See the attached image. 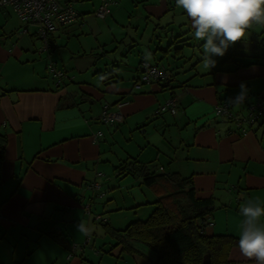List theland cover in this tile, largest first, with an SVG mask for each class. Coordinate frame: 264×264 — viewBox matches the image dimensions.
<instances>
[{
	"label": "crops",
	"instance_id": "crops-1",
	"mask_svg": "<svg viewBox=\"0 0 264 264\" xmlns=\"http://www.w3.org/2000/svg\"><path fill=\"white\" fill-rule=\"evenodd\" d=\"M170 1L110 0L109 15L102 19L109 31L106 36H102L100 18L93 14L101 0H96L90 12L83 3L76 5L77 9L72 5L80 17L49 33L47 49L42 48L34 25L0 7V142L4 143L0 264H44L50 260L48 264H92L86 247L97 253L90 238L97 224L111 247L105 252L121 258V246L105 233L103 225L121 230L135 219H144L155 199L139 180L119 174L117 167L127 157L156 165L159 172L191 176L197 196L214 202L204 233L236 239L226 256L227 264H254L240 254L238 241L242 206L248 200L264 204V24H254L244 40L232 45L223 57H213L217 64L211 70L203 67V54L196 60L187 58L190 64L180 71L173 70L147 58L152 52L164 56L169 51L153 41L162 19L171 12L174 15L165 24H174L180 35L188 33L194 38L190 18L175 0ZM129 9L135 12H128L122 26L121 13ZM110 18L124 33L114 41L115 32L107 23ZM87 29L98 36V46L85 59L93 73L74 81L72 67L84 56L65 48L71 37ZM107 41L108 50L101 49ZM142 61L162 66L171 74V82L136 87ZM50 63L64 77L59 80L50 72ZM174 73L179 77H173ZM242 83L246 99L233 104ZM164 93L167 99H175L174 120L181 130L175 145H170V150L165 145L167 150H163L146 143L124 159L109 155L110 138L117 130L122 136L131 135L157 114L161 128L170 123L169 115H164L169 112H159L167 102ZM254 102L263 104V115L251 127L243 122L239 128L215 115L217 105L229 103L230 111L243 118ZM104 106L119 113L120 120L102 122ZM241 128L246 129L242 132ZM162 152L169 155L172 170L168 164L162 166L161 156L166 161ZM132 244L137 252L127 253L131 264H151L154 252Z\"/></svg>",
	"mask_w": 264,
	"mask_h": 264
},
{
	"label": "trees",
	"instance_id": "trees-1",
	"mask_svg": "<svg viewBox=\"0 0 264 264\" xmlns=\"http://www.w3.org/2000/svg\"><path fill=\"white\" fill-rule=\"evenodd\" d=\"M64 1L71 3L72 0ZM62 26L67 25H58ZM175 113L169 112L171 115ZM225 121L228 122L227 119ZM3 153L4 143L0 142V162ZM117 168L119 174L136 178L155 195L144 219H135L121 230L108 224L103 225L105 233L116 241V245L121 246L122 252H137L132 243H138L154 252L151 264H203L206 254L210 255L209 264L229 263L226 256L237 241L228 235L204 233V223L215 208L214 202L212 198L197 196L191 176L159 172L156 165L142 164L132 157L122 160ZM50 236L60 242L58 236Z\"/></svg>",
	"mask_w": 264,
	"mask_h": 264
},
{
	"label": "rangeland",
	"instance_id": "rangeland-1",
	"mask_svg": "<svg viewBox=\"0 0 264 264\" xmlns=\"http://www.w3.org/2000/svg\"><path fill=\"white\" fill-rule=\"evenodd\" d=\"M172 1L173 0H171L170 2H172ZM95 2H96V0H85V1L72 0L71 4L77 9L78 6L76 7V5L83 3L85 6V9H87L88 12H90V11H92V6L94 5ZM80 8L82 9V7H80ZM131 11L135 12L134 10H131V9H129L128 11H122L121 17H120L121 22H122L121 23L122 26H123L125 20H127L126 18H128V12L131 13ZM173 15H174V13L171 12L170 16H173ZM170 16L164 17L162 19L160 26L156 30L155 39L153 41V43H155L156 46H158L160 44L159 47L160 48L165 47V49L169 44H171V46L169 47V51L166 52V54L164 56H161V55L159 56L158 53L156 55H154V54H152L153 53L152 52L151 55H149L147 58L150 61L161 62V64H163L165 66L167 65L168 67L172 68L173 70L178 69V71H180V68H182L184 66L187 67L190 64V63L189 64L187 63V58L192 57L194 60H196L197 56L199 57L201 54H203L202 45L197 40H195L194 38H191L188 33L182 34L177 40H175V38L178 37L181 34V32L179 31L178 26H176L174 24H169V25L165 24L167 19ZM107 23L113 29L112 32H115V34L112 36L113 41L117 40L118 37L120 38L121 35L124 34V33H121V30L119 29L121 26L119 24H117L116 21H114L112 18L108 19ZM98 24L103 31L102 36H106L107 34H109V31L106 28V24H105L104 20L99 19ZM152 28H153V25H152ZM116 31H119V32L116 33ZM183 32H184V30L182 31V33ZM76 36L77 37H71L70 38V40H69L70 43L67 42L68 47L65 48L67 51L69 50L71 52H77L78 51L76 53V56L79 54V52H81L82 56H84L83 60L77 61L75 63V65H73V67H72L74 72H75V74H74L75 80L74 81L82 80L85 77H87V78L92 77L93 70L90 67H89L90 69L87 68V64L85 65V62H86L85 59L87 58V55H89L90 50L92 51V48H96L98 46V43H97L98 36H94L93 33L89 29H87L84 34L78 33ZM137 38H138V35H137ZM174 40H175V42H174ZM63 42L65 43L66 40H62L61 43H63ZM62 45H64V44H62ZM108 47H109V41H107L106 45L104 47H102L101 49L108 50ZM156 48L157 47H155V49ZM150 49L151 50L153 49L152 44L150 46ZM177 50H180V53L176 52ZM146 54L147 53L144 52V55H146ZM90 57H92V56H90ZM106 68L109 69L110 65H108ZM88 70H90V71H88ZM168 70H170V69H168ZM175 75H178V74L174 73L173 77H175ZM177 77H179V75L176 76V78ZM154 84L155 83H152V85H154ZM161 84H163V83H161ZM145 86H148V85H145ZM167 97H169V96L164 93V99L165 100L167 99ZM168 100H169V98L166 101H168ZM164 115H169L167 117V121H170V123L164 128L160 127V122H162V119L160 118V115L157 114V118H155V116H151L150 118H148L145 121V123H144L145 126H143L142 128L135 129L131 135L126 134V136L125 135L122 136L121 134H118L120 131L117 130L116 136L110 138V143L112 144V147H110L109 155L113 154V155H117V156H124L123 157V159H124V158H126V156L128 154H131L130 152H135L137 150V148H140V149L143 148L146 143L155 144L159 148L161 146V147H163V150H167L166 146L169 145V150H170V145H173V146L175 145V142L178 140V138L181 134V130H179L177 128V126L175 125L174 115H170L169 113H165ZM114 126H115V124H114ZM116 127H118V126L116 125ZM104 128L108 129L107 127H104ZM124 129H125V127H124ZM144 130H145V132H143ZM111 131L113 133L115 132V130L114 131L111 130ZM122 132H123V134H125V132L127 133V131H125V132L122 131ZM169 150H168V152H169ZM133 154L134 155H131V156H135L136 153H133ZM163 154H165V153H163ZM165 155H166V161H165L164 156H161V160H162L161 164H162V166H166L168 164L171 168L170 170H172V166H171L172 161L170 160L169 155H167V154H165ZM170 161H171V163H170ZM98 227H100V228H98ZM95 228H96V231H95ZM101 229H103V228L100 226V224H97L94 226L93 231L90 232V238L92 240L93 248H94V251H97V253H95V255H94L91 247L90 246L86 247L87 253L92 256V259H93L91 261L92 264H131V263H133L129 254H127L125 252L121 253L122 254L121 258H118L116 256L117 253L110 254V253L105 252V251H109V249L111 247H110V244L103 238L105 236H104L103 232L101 231ZM96 237L98 239H95ZM94 240H95V242H94ZM137 245H139L143 249L150 251V249H148L143 244L135 243V246H137ZM99 252H100V256H98ZM50 261H46L44 264H48Z\"/></svg>",
	"mask_w": 264,
	"mask_h": 264
},
{
	"label": "clouds",
	"instance_id": "clouds-1",
	"mask_svg": "<svg viewBox=\"0 0 264 264\" xmlns=\"http://www.w3.org/2000/svg\"><path fill=\"white\" fill-rule=\"evenodd\" d=\"M191 20L193 37L203 41L202 63L205 69L216 67L213 57H223L228 49L244 40L254 24H264V0H175ZM233 104L243 103L246 87ZM243 217L238 241L240 254L254 264H264V204L248 200L241 208ZM78 230L82 229L79 224Z\"/></svg>",
	"mask_w": 264,
	"mask_h": 264
},
{
	"label": "built area",
	"instance_id": "built-area-1",
	"mask_svg": "<svg viewBox=\"0 0 264 264\" xmlns=\"http://www.w3.org/2000/svg\"><path fill=\"white\" fill-rule=\"evenodd\" d=\"M109 4L110 0H101L93 12L94 16L100 19L108 16ZM0 7H9L20 20L33 24L36 28V35L42 41L43 49H47L49 33L56 30L58 25H69L79 18V13L72 4L64 0H0ZM140 68L141 76L136 81V87L150 85L154 82L168 83L172 79L171 74L162 66L142 61ZM49 69L59 80L64 77V73L56 70L52 63L49 64ZM248 108L247 115L241 118L230 111L229 103H222L215 107V115L234 122L239 128L243 122L251 127L263 115V104L254 102L250 106L248 105ZM167 111L172 114L176 112L175 99L172 97L159 108L160 113ZM100 120L104 123H115L120 120V115L117 112H111L107 106H104ZM245 129L241 128V131L244 132Z\"/></svg>",
	"mask_w": 264,
	"mask_h": 264
},
{
	"label": "water",
	"instance_id": "water-1",
	"mask_svg": "<svg viewBox=\"0 0 264 264\" xmlns=\"http://www.w3.org/2000/svg\"><path fill=\"white\" fill-rule=\"evenodd\" d=\"M209 256H210L209 254L204 255L203 264H209V261H210V257Z\"/></svg>",
	"mask_w": 264,
	"mask_h": 264
}]
</instances>
